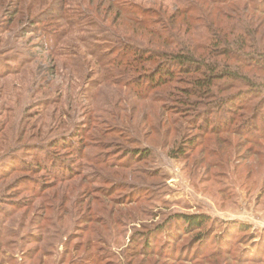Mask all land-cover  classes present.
Returning a JSON list of instances; mask_svg holds the SVG:
<instances>
[{
  "label": "rangeland",
  "instance_id": "obj_1",
  "mask_svg": "<svg viewBox=\"0 0 264 264\" xmlns=\"http://www.w3.org/2000/svg\"><path fill=\"white\" fill-rule=\"evenodd\" d=\"M190 2L0 0V264H264V139L235 131L238 122L207 133L177 104L184 85L137 96L128 85L137 76L111 64L118 48H150L152 39L133 34L118 8L170 15ZM90 129L98 148L89 155L126 164L86 170L71 158L93 178L71 184L24 171L38 154L67 160L58 142ZM132 150L149 157L132 161ZM24 178L49 185L34 194ZM195 215L210 220L202 231L175 220Z\"/></svg>",
  "mask_w": 264,
  "mask_h": 264
},
{
  "label": "trees",
  "instance_id": "obj_2",
  "mask_svg": "<svg viewBox=\"0 0 264 264\" xmlns=\"http://www.w3.org/2000/svg\"><path fill=\"white\" fill-rule=\"evenodd\" d=\"M187 8L177 9L170 15L162 11L151 13L132 7L124 10L118 8L119 17L125 15L128 21L138 27V30H133V34L140 31L152 39L150 48H118L116 51L121 55L111 64L121 68L122 74L133 73L137 76L138 79L128 82L130 89L137 96L142 95L139 92L145 91L143 89L149 91L172 84L184 85L178 88L182 97L178 98L177 104L189 108L191 118L195 117V122L203 119L199 127L207 130V133H231L233 125L238 122L235 131L252 140H263L264 120L261 110L264 109V0H192ZM204 30V35H198L199 31ZM126 38L132 42L137 41L133 36ZM95 47L99 50L101 45ZM168 48L170 50H164ZM198 109L202 110L197 112ZM217 121L223 125L216 126ZM90 131L92 129L85 131L86 133L73 134L70 138H63L58 142L69 153L67 156L70 158L67 157L66 161L62 156L38 154L35 166L25 168L27 170L24 171L33 175L45 173L51 178L55 175L56 182L59 180L62 184H71L74 179L85 174L84 168L76 172L70 167L71 158L86 161V170L99 164L107 168L110 164L112 165L109 168L115 164L117 166L114 167L126 164L115 160L110 162L104 155L102 158L89 155L88 149L98 148V134ZM83 139L92 144H84ZM111 149V146H108L105 153L109 154ZM130 154L133 155L131 160L135 162L149 157L147 150H132ZM132 163L134 162L130 164ZM16 169L19 171L21 168L17 166ZM56 170L59 172H55ZM83 177V183L93 179L86 178V175ZM101 179L104 178H98V181H102ZM24 180L26 189L34 194L40 195L39 192L49 185L47 183L42 186L29 178ZM116 190L115 188L107 193L113 195ZM92 191L89 192L90 195ZM44 195L42 194V198L45 202L51 203V199ZM84 197H87L86 192ZM86 199H92L90 202L96 200L93 196ZM130 205H134V201ZM175 220L183 224L187 233L202 231L210 221L204 215L176 216ZM240 229L247 228L243 226ZM159 231L164 233L162 228ZM147 236L146 247L152 252L148 245L150 234ZM195 239L199 243L204 241L202 235Z\"/></svg>",
  "mask_w": 264,
  "mask_h": 264
}]
</instances>
